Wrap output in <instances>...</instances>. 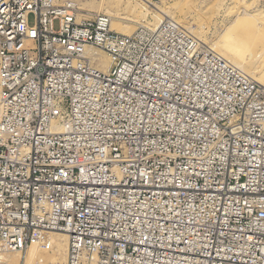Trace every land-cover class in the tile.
I'll return each mask as SVG.
<instances>
[{"label": "built area", "instance_id": "obj_1", "mask_svg": "<svg viewBox=\"0 0 264 264\" xmlns=\"http://www.w3.org/2000/svg\"><path fill=\"white\" fill-rule=\"evenodd\" d=\"M0 106V254L264 264V89L178 22L0 0Z\"/></svg>", "mask_w": 264, "mask_h": 264}, {"label": "rangeland", "instance_id": "obj_2", "mask_svg": "<svg viewBox=\"0 0 264 264\" xmlns=\"http://www.w3.org/2000/svg\"><path fill=\"white\" fill-rule=\"evenodd\" d=\"M73 1L76 2L81 18L88 19L106 14L112 18L113 29L124 34H134L144 28H157L168 20L176 21L195 35L208 50L222 57L224 55L216 46L224 36L228 32L237 33L241 29L240 26L244 25L242 20L249 24L251 21H257L259 25L253 26L254 28L247 25V28L254 30L257 29L256 27L262 28L263 35L260 37L261 40H257L259 37H256L255 42L260 43H256L257 47L255 44L251 46L249 55L254 60L256 75L264 82V0H148L152 3L148 4V10L141 9L129 0ZM162 12L169 13L172 18L164 17ZM30 22L31 24L34 22L33 15L30 17ZM99 53L107 56L103 52ZM229 62L244 73L237 63L231 60ZM249 78L264 89L262 83ZM42 249L39 264H50L48 258L50 247L45 245Z\"/></svg>", "mask_w": 264, "mask_h": 264}, {"label": "bare ground", "instance_id": "obj_3", "mask_svg": "<svg viewBox=\"0 0 264 264\" xmlns=\"http://www.w3.org/2000/svg\"><path fill=\"white\" fill-rule=\"evenodd\" d=\"M62 1H64L65 3L71 2L76 5V2H74L73 0H62ZM129 1H132L134 4H136V6H139L143 10H148V4H152L148 0H143V1L129 0ZM162 13L164 17L172 18L169 13L167 12H162ZM84 16H88V15L84 14ZM242 22H244V25L240 26L241 29L237 33L228 32L224 36L220 44L216 46V48L219 51H221L224 57L237 63L244 70V73L246 75L262 83V85L264 86V82H262L261 79L256 75L257 72L255 69L256 67H254V60L253 58H250L249 55L251 46L253 44H255L256 46L257 44L260 43L255 41H256V37H259V39L257 38V40H261L260 37L263 35V29L258 27H256L257 29L255 30L251 29L259 25L257 21L254 22L251 21L250 23L251 25L247 23V21L242 20ZM247 25L252 27L247 28ZM100 56H102L103 58L104 66L108 67L110 61L108 56L105 55L103 56L102 54H100ZM45 245L49 246L51 249L49 253L50 255L48 257L50 258L49 259L50 264H65L67 258V248H68L67 235L62 232L52 231V230L36 231L33 242L29 246L26 252L18 251V252H8L5 254H0V264H39L38 261H41L40 257L42 256L41 251L43 250L42 248Z\"/></svg>", "mask_w": 264, "mask_h": 264}]
</instances>
